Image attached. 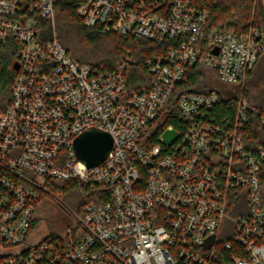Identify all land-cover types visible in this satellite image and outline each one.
I'll use <instances>...</instances> for the list:
<instances>
[{
  "label": "built area",
  "instance_id": "2783aa9c",
  "mask_svg": "<svg viewBox=\"0 0 264 264\" xmlns=\"http://www.w3.org/2000/svg\"><path fill=\"white\" fill-rule=\"evenodd\" d=\"M75 14L102 33L171 43L146 59L150 85L129 89V56L96 72L55 34L40 37L54 0H0V69L4 51L17 64L0 114V264H264V148L248 139L257 107L244 95L264 27L208 28V12L190 0H76ZM194 66L238 94L178 89ZM222 101L233 107L231 119L214 116ZM171 102L177 124L163 123L151 142L148 132ZM259 111L264 130V104ZM90 127L113 141L93 167L72 149ZM166 129L176 130L170 143L160 137ZM51 180L73 181L99 199L72 211L59 234L37 239L35 208L54 195Z\"/></svg>",
  "mask_w": 264,
  "mask_h": 264
},
{
  "label": "trees",
  "instance_id": "16d2710c",
  "mask_svg": "<svg viewBox=\"0 0 264 264\" xmlns=\"http://www.w3.org/2000/svg\"><path fill=\"white\" fill-rule=\"evenodd\" d=\"M190 2L194 7L208 12V28L227 29L237 34H242L248 30L250 25L264 27V3L262 0H190ZM75 5L76 0H54L53 21L48 18H40L39 20L40 37L45 39L52 38L53 34H55L57 40L71 58L87 64L96 72L114 70L127 55L132 59L127 73L129 89L148 87L152 76L146 69V59L156 55H164L171 42L158 44L136 37L124 39L115 34L102 33L96 28L89 29L83 24L82 19L76 16ZM12 54V51H4L2 53L0 114L11 102L9 87L15 75L11 66ZM211 72L214 73L213 71ZM205 75V68L203 67L194 66L188 68L185 72L186 80L178 89L194 92L216 90L203 81L206 77ZM263 104L264 102L254 104L257 107V111L250 115L247 134L249 141L255 147L261 146L264 148V130L259 123V109ZM173 113L174 105L171 102L148 132V138L151 139V142L156 141V135L160 133L163 123L177 124L176 116ZM213 114L217 120H224L223 118L231 119L234 115V110L226 101H222L215 106ZM50 182L53 192L56 193L61 190L62 194H65L67 191L71 199L77 200L78 211H80L83 203L99 199L97 194L89 189L85 188L83 193L82 189L73 181L51 180ZM262 183H264V165L262 167ZM42 199L44 198L42 197ZM36 223V218H34L32 222L33 228ZM219 253L228 262L229 254L224 251Z\"/></svg>",
  "mask_w": 264,
  "mask_h": 264
},
{
  "label": "rangeland",
  "instance_id": "374dc122",
  "mask_svg": "<svg viewBox=\"0 0 264 264\" xmlns=\"http://www.w3.org/2000/svg\"><path fill=\"white\" fill-rule=\"evenodd\" d=\"M264 3V0H262ZM205 78L203 81L214 87L222 95L230 96L237 95L239 90L237 86L226 84L209 69H205ZM245 98L251 103L264 102V52L259 55L257 62L247 77L245 82ZM176 135L175 129H166L161 134V139L164 143H170ZM77 200L70 198V195L61 190L54 192L52 197H45L36 209V227L35 238L43 237L49 233L59 234V230H64L67 223H70L73 218L72 211H78Z\"/></svg>",
  "mask_w": 264,
  "mask_h": 264
},
{
  "label": "water",
  "instance_id": "95a60500",
  "mask_svg": "<svg viewBox=\"0 0 264 264\" xmlns=\"http://www.w3.org/2000/svg\"><path fill=\"white\" fill-rule=\"evenodd\" d=\"M13 69H17L16 63L13 64ZM112 144V137L108 132L96 127H90L73 139L72 149L79 161L87 167H93L106 158L112 148Z\"/></svg>",
  "mask_w": 264,
  "mask_h": 264
}]
</instances>
